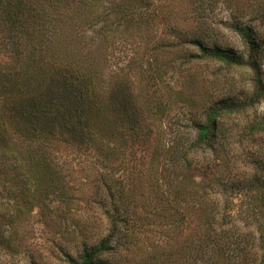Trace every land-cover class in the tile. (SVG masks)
<instances>
[{"label":"trees","instance_id":"trees-1","mask_svg":"<svg viewBox=\"0 0 264 264\" xmlns=\"http://www.w3.org/2000/svg\"><path fill=\"white\" fill-rule=\"evenodd\" d=\"M163 1L0 0L4 174L67 219L73 197L56 153L96 156L100 223L77 224L68 264H264V160L234 169L235 145L264 132V114L241 131L233 123L264 99L263 46L245 23L229 25L245 51L222 46L205 0H186L187 23L169 25ZM194 61L248 68L249 84L215 94L192 73L172 78ZM177 102L185 123L168 118ZM136 151L144 168L128 184L111 170Z\"/></svg>","mask_w":264,"mask_h":264},{"label":"rangeland","instance_id":"rangeland-1","mask_svg":"<svg viewBox=\"0 0 264 264\" xmlns=\"http://www.w3.org/2000/svg\"><path fill=\"white\" fill-rule=\"evenodd\" d=\"M162 4L163 12L170 18L168 24L178 26L187 23L194 6L186 0H165ZM202 7L212 33L226 49L230 48L237 53L245 51L241 39L229 26L231 23L250 24L264 49V0H205ZM114 52H119V46ZM128 54H131L130 50ZM170 58V55L164 56V60ZM0 59H6L1 52ZM114 67L112 64L111 69L114 70ZM261 69L264 72V62ZM189 73L197 75L202 87L215 94L246 86L252 74L248 68L194 61L186 65V68L176 70L171 76L173 79H183ZM185 113V107L177 102L169 111L168 118L174 123H185ZM263 114L264 99L235 115L233 123L241 131ZM246 133L243 134L247 135L243 143L235 145L238 155L235 165L238 168L234 169H240L238 173L246 167L242 162L245 159L261 157L264 160V132L256 133L249 139ZM56 154L59 166L67 175L73 197L67 219L61 211L48 212L44 208L45 200L31 202L24 195V185L4 174L7 169L4 165L12 160L0 159V264H68L64 251L74 256L76 246L79 247L77 238L73 239L71 235L73 231L78 232L77 224L91 230L96 229L95 225L100 223V215L91 198L95 189L94 180L105 169L98 164L96 156L89 149L67 146L61 147ZM139 155L138 151L128 155L125 171L113 168L111 172L118 178L123 177V181L128 184L136 180L144 168Z\"/></svg>","mask_w":264,"mask_h":264}]
</instances>
